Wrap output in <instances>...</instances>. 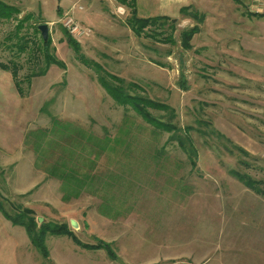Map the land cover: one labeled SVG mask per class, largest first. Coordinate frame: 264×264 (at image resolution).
<instances>
[{
	"label": "rangeland",
	"instance_id": "obj_1",
	"mask_svg": "<svg viewBox=\"0 0 264 264\" xmlns=\"http://www.w3.org/2000/svg\"><path fill=\"white\" fill-rule=\"evenodd\" d=\"M0 1L18 11L0 18V197L9 213L28 208L37 219L68 223L82 242L110 243L130 264H264V198L231 173L264 180V17L242 0H195L190 14L147 28L152 39L134 34L131 10L119 0ZM69 19L84 34L69 33ZM44 23L66 70L52 66L29 84L27 77L41 66L34 43L41 44L37 27ZM193 27L199 33L185 49L181 34ZM64 30L88 59L135 84L134 94L173 109L149 112L162 126L190 129L198 169L172 132L155 129L109 96ZM20 44L26 52H19ZM13 63L20 66L25 97L1 68ZM54 119L82 128L105 148L101 156L87 149L95 165L86 169L104 183L100 196L65 202L61 182L36 168L27 138L52 128ZM106 203L113 221L102 231L98 215L106 214ZM83 217L92 228L73 229L69 221Z\"/></svg>",
	"mask_w": 264,
	"mask_h": 264
},
{
	"label": "trees",
	"instance_id": "obj_2",
	"mask_svg": "<svg viewBox=\"0 0 264 264\" xmlns=\"http://www.w3.org/2000/svg\"><path fill=\"white\" fill-rule=\"evenodd\" d=\"M125 6H128L131 10L132 17L130 19V24L132 31L138 37L143 34L148 35L152 38L147 28L152 25H156L158 21H169L167 17H154L149 19H141L137 16L136 4L134 0H119ZM190 7H185L181 10L182 14H190ZM18 11L16 8L4 4L0 1V18L10 19L14 17ZM59 15L61 11L59 10ZM257 17H263L264 15L254 14ZM39 27V26H38ZM37 27V29H39ZM67 36V41L69 46L75 52L78 60L88 68L96 71L98 74L99 84L102 88L113 98L118 104L124 106L125 108L132 109L139 117H141L145 123L153 126L157 130L172 132V138L175 139L182 151L186 154L187 159H189L193 170L198 169L199 165V151L194 143V139L190 133L189 128L178 129L176 126L171 124L161 125V121H157V118L149 112L150 109L154 110H167L173 113V109L168 105L155 102L150 98H145L140 95L134 94V89L137 87L133 83H127L125 80L116 77L114 75L106 72L103 67L90 59H88L82 52L81 44L71 35L68 31L64 30ZM157 33V32H156ZM199 33L198 27H193L181 34V44L185 49H191L190 42L196 34ZM159 35V34H157ZM156 40L164 43L174 44L176 41L172 37H167L168 39H160L155 36ZM154 39V38H152ZM38 50V59H40L39 70L31 72L27 77V83L31 84V80L37 76H45L52 66H57L61 69L66 70V65L63 61L58 59L55 55L54 47H52V41L49 38L48 42H45L42 38L41 44H36ZM27 47L19 45V52H26ZM1 68L10 71L12 73L13 81L17 92L20 96L25 97V89L23 87L22 81L19 77L20 66L16 63L12 65H1ZM178 137V133H180ZM91 136L85 134V132L80 127H74L70 123H62L57 119L53 120V127L50 129H42L36 132H32L27 138L29 145L31 144L33 151L36 154V168H41L48 177L58 179L62 186L61 190L63 192V201L69 202L72 199H78L82 195L90 193L92 196H100L102 188L105 191V187L102 184V177L99 178V173L95 172V169H86L88 166L95 165V159L92 158L94 154H88L87 149L93 150L92 152H98L101 156V152L105 148H102V143L98 141H92ZM62 142L60 147L62 151L59 157L51 162L53 157H55L56 149L55 146ZM110 142V141H109ZM108 142V143H109ZM73 144V145H72ZM91 144V145H90ZM89 145L91 148H89ZM71 149H67V148ZM57 148V147H56ZM97 156V155H96ZM95 156V157H96ZM245 163H243L244 165ZM232 175L247 189L254 192L256 195L264 198V180H257L246 174H240L236 171H231ZM114 179V178H113ZM110 180V181H113ZM106 186H110L108 182L105 183ZM99 198V197H98ZM3 198L0 197V213L9 220L14 226L22 227L26 230L31 244L39 251V253L45 258H49V250L46 245V240L49 236H68L70 237L76 245L87 250H99L103 249L107 252L111 260L117 261L118 255L114 251L112 245L103 240H100L97 244H88L82 242L74 231L70 228L68 223H55V222H43L40 224L32 209L28 208H16L17 213L12 215L9 213L5 204L2 201ZM109 201V200H107ZM109 207L110 203L102 205L101 208L107 210L106 214H102L108 217L110 214ZM88 228V225H86Z\"/></svg>",
	"mask_w": 264,
	"mask_h": 264
},
{
	"label": "crops",
	"instance_id": "obj_3",
	"mask_svg": "<svg viewBox=\"0 0 264 264\" xmlns=\"http://www.w3.org/2000/svg\"><path fill=\"white\" fill-rule=\"evenodd\" d=\"M134 1L136 4L137 16L141 19L154 17L177 19L182 14L181 10L185 7H190L195 0ZM242 1L251 12L264 15V0ZM76 219L79 228H81L82 225L85 228L86 225H88L89 229L92 228L88 219L84 217L83 221L78 218ZM98 219L102 223L100 226L104 228H101L102 231L112 227L110 223L113 220L109 217L98 215ZM74 233L76 235L78 234L76 231H74ZM112 242L116 243L115 240ZM46 245L49 250L48 259H45L31 244L29 236L24 228L14 226L4 216H0V264H119L117 261L111 260L105 250L83 249L76 245L68 236H49L46 240ZM118 259H120V257ZM121 259L125 264H130L127 258Z\"/></svg>",
	"mask_w": 264,
	"mask_h": 264
},
{
	"label": "water",
	"instance_id": "obj_4",
	"mask_svg": "<svg viewBox=\"0 0 264 264\" xmlns=\"http://www.w3.org/2000/svg\"><path fill=\"white\" fill-rule=\"evenodd\" d=\"M39 31L41 32L42 38L45 42H48L50 38V26L47 23L39 25ZM38 222L42 224L44 222L43 218H38ZM70 225L73 229H79V224L76 220L72 219L70 221ZM117 262L119 264H125L121 259H118Z\"/></svg>",
	"mask_w": 264,
	"mask_h": 264
},
{
	"label": "built area",
	"instance_id": "obj_5",
	"mask_svg": "<svg viewBox=\"0 0 264 264\" xmlns=\"http://www.w3.org/2000/svg\"><path fill=\"white\" fill-rule=\"evenodd\" d=\"M65 27L68 29L69 33H71L74 36H79L84 34L82 28L77 23H75V21L71 19H69L66 22Z\"/></svg>",
	"mask_w": 264,
	"mask_h": 264
}]
</instances>
